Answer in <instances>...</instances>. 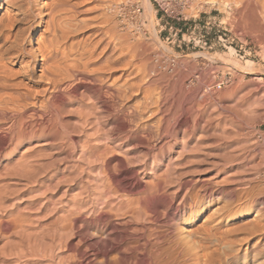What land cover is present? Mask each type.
<instances>
[{
    "label": "bare ground",
    "instance_id": "obj_1",
    "mask_svg": "<svg viewBox=\"0 0 264 264\" xmlns=\"http://www.w3.org/2000/svg\"><path fill=\"white\" fill-rule=\"evenodd\" d=\"M133 1L111 3L109 12L114 16L115 13L124 15L130 9L137 16L140 7ZM160 1L166 4L169 0ZM75 2L0 0V264L220 263V254L218 256L213 249L208 251L207 245L205 250L197 236L211 238V229L222 223V209L227 202L221 196L225 193L223 178L216 171L213 175L192 177L170 187L175 176L174 161L186 149L184 136L179 151L173 152L168 142L169 153L165 158H159L162 145L156 153L148 151L138 166L132 165L135 162L129 157L130 151L141 147L142 142L135 140L132 147L119 143L121 138L114 136L110 128L114 87L109 81L114 71L128 65L127 38L125 41L121 38L117 55L112 42L106 38L104 41L100 38L94 43L95 47L83 52L74 32L69 36L61 34L55 19L61 9L76 8L79 2ZM170 2L181 4L186 0ZM142 3L149 13L152 12L150 0H142ZM233 3L244 6L252 16L250 20L254 18L257 24L264 21V0H229L225 5ZM84 83L89 85L85 87L86 93L80 91ZM204 91H211V85ZM236 91L231 90L229 97ZM257 104L264 105V99ZM66 113L75 114L77 119L81 134L77 143L68 132L71 126L68 124L67 128L62 120ZM197 149L190 150L198 152ZM52 150L61 151L65 159L71 160V166L64 167L66 172L59 173V167H54L55 157L52 160L45 155L47 152L51 155ZM138 155L140 157L141 153ZM51 167H54L55 178L81 176L83 172L84 176L76 185L77 193H71L66 201H59L54 221L45 224L22 212L16 203L18 200L10 195L17 192V187L12 190L13 183H17L13 181L34 180ZM187 172L193 174V169ZM230 181L228 184L232 183ZM237 181L241 180L237 178ZM29 183L33 182L27 185ZM214 218L215 227L210 228L209 223ZM204 236H199L203 243L207 242Z\"/></svg>",
    "mask_w": 264,
    "mask_h": 264
},
{
    "label": "rangeland",
    "instance_id": "obj_2",
    "mask_svg": "<svg viewBox=\"0 0 264 264\" xmlns=\"http://www.w3.org/2000/svg\"><path fill=\"white\" fill-rule=\"evenodd\" d=\"M75 1L79 2L75 10L71 7L61 9L55 19L61 34L69 36L74 32L83 52L91 50L100 40L110 39L117 55L120 43L127 38V68L114 71L109 81L115 90L111 97L110 128L114 136L121 138L119 143L132 147L135 140L142 142L139 150L130 151L131 161L137 164L132 165L138 166L148 151L156 153L162 145L159 158H165L169 153L168 142L173 152L179 151L184 136V151L188 149V153L182 151L181 157L174 161L177 168L173 169L174 175L178 176H174L177 182L174 177L171 179L170 187L174 188L179 181L213 175L217 171L224 181L222 200L227 201L224 205L221 201L222 223L215 227L216 218L209 223L210 228L215 227L210 231L214 235H210L212 239L198 235L197 240L202 241L203 248L208 246V251L213 249L218 256L220 254V263L214 264H264V105L257 104L264 99V21L257 24L254 18L250 20L252 16L248 10L239 4L226 6L229 0H186L181 4L170 2L172 0L166 4L150 0V13L142 0H131L140 7L137 16L130 9L124 15L115 13L114 16L109 12L114 3H124L125 0ZM71 61L68 62L70 65ZM210 85L211 91L205 92V87ZM87 86L88 83L80 85V91L86 93ZM88 90L92 91V88ZM231 90L239 92L229 97ZM74 115L66 113L62 120L66 127L71 126H68L71 128L68 132L77 143L81 134ZM74 130L76 132H72ZM248 140L252 143H245H249ZM50 153L45 155L51 156L52 160L55 157L54 167H59L58 172H66L64 167L69 168L71 160L65 159L61 151L52 150ZM140 153L141 156L137 157ZM145 158L150 160L148 156ZM53 168L41 174L42 177L29 180L33 182L29 185L27 180L16 179L13 182L18 184L13 183L12 190L17 187V192L10 195L18 200L16 203L22 212L45 224L54 221L55 207L61 200L66 201L77 193L76 185L84 176L83 172V176L60 175L55 178ZM188 169H193V174H189ZM229 181L232 183L228 184ZM233 190L238 191L234 193ZM229 202L232 204L228 205ZM216 230L219 234L215 233ZM250 234L252 236H248ZM199 236L206 238V244ZM39 261L45 262V259Z\"/></svg>",
    "mask_w": 264,
    "mask_h": 264
}]
</instances>
